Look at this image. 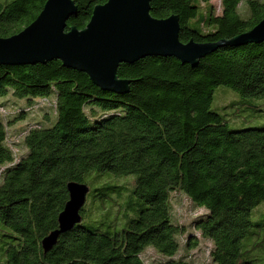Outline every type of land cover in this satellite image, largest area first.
I'll return each mask as SVG.
<instances>
[{
	"label": "trees",
	"instance_id": "16d2710c",
	"mask_svg": "<svg viewBox=\"0 0 264 264\" xmlns=\"http://www.w3.org/2000/svg\"><path fill=\"white\" fill-rule=\"evenodd\" d=\"M45 1L0 0V37L30 25ZM72 1L66 30L84 29L107 0ZM211 1H151L153 18L177 16L182 43L222 45L194 65L169 57L120 64L125 94L102 91L58 60L0 66V96L29 103L17 111L0 103V264H194L196 233L211 244L210 264L261 262L264 219L252 222L251 213L264 201V125L229 130L244 104L228 118L210 105L218 86L264 98V42L227 43L264 19V0H219L218 13ZM28 114L50 125L15 127ZM69 183L89 188L80 216L99 225H76L45 254L41 240L58 227ZM176 196L202 213L182 224L171 212ZM147 249L158 260L146 263Z\"/></svg>",
	"mask_w": 264,
	"mask_h": 264
},
{
	"label": "water",
	"instance_id": "95a60500",
	"mask_svg": "<svg viewBox=\"0 0 264 264\" xmlns=\"http://www.w3.org/2000/svg\"><path fill=\"white\" fill-rule=\"evenodd\" d=\"M152 0H107L94 7L84 29L71 27L77 7L72 0H46L37 18L22 31L0 37V66H26L60 61L62 66L84 73L102 91L128 92V81L116 76L120 64H134L148 57L174 58L182 65H194L217 50L222 42L197 43L179 40L177 16L156 19L150 16ZM264 42V19L251 30L227 43L240 47ZM68 201L59 214L56 230L41 240L48 253L58 238L82 221L80 211L89 188L85 184L67 185Z\"/></svg>",
	"mask_w": 264,
	"mask_h": 264
},
{
	"label": "rangeland",
	"instance_id": "374dc122",
	"mask_svg": "<svg viewBox=\"0 0 264 264\" xmlns=\"http://www.w3.org/2000/svg\"><path fill=\"white\" fill-rule=\"evenodd\" d=\"M215 6L216 13H218L219 9V0H212L210 2V5ZM49 102L54 101V95L49 96L48 98ZM0 103H5L7 109L10 111H17L20 108L26 109L28 107V102L25 99H18L12 95V93L9 91L6 95L0 96ZM236 103H243L246 107V110H243V112L239 115L238 119L231 121L228 124L229 130L236 131V130H242V129H248V128H254V127H262L264 125V98H254V97H245L242 98L240 95L235 93L229 88H226L224 86H218L215 88L213 93V101L210 105V110L215 111L219 113L224 118H228L232 115V111H235L237 108V105H233ZM233 105V106H232ZM249 105L256 106L258 108L252 109L249 107ZM44 110L46 113L50 115L51 122H54L55 116L52 110L51 106L44 105ZM254 110H259L255 112ZM25 120L18 121L15 127H18L19 125L23 126L28 123L33 122H40L42 126L46 127L49 126L50 123L46 121L42 115L38 114H28L25 115ZM46 118H49L48 115H45ZM15 129L9 133L10 139H14L13 136L16 134ZM19 149V155H21L22 149H20L19 146H17ZM174 196V195H173ZM171 212L172 215L182 223V224H188L191 218V214L194 215H200L202 213V210H198L196 208H193L190 206L188 200L184 197L178 198V196L174 197L172 199L171 204ZM264 219V201L255 208L251 213V221L257 222L259 220ZM99 218H92V217H85L81 221L82 225L95 228L99 225ZM122 227L121 225H115V229L119 230ZM199 245L197 248L193 249L190 253L192 255V260L194 264H210L208 262V251L210 248L209 243L207 240L200 238V236L196 233ZM256 256L258 257L259 254L256 253ZM143 259L146 263H150L152 261L158 260V256L155 254V252L151 249H147L143 255ZM258 260V258H257ZM257 264H264V256H262L261 262Z\"/></svg>",
	"mask_w": 264,
	"mask_h": 264
}]
</instances>
